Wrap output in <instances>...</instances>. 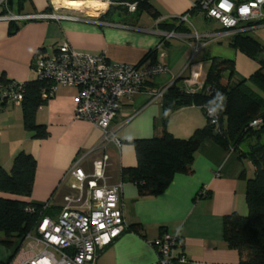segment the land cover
Instances as JSON below:
<instances>
[{"label":"crops","instance_id":"0c3cea01","mask_svg":"<svg viewBox=\"0 0 264 264\" xmlns=\"http://www.w3.org/2000/svg\"><path fill=\"white\" fill-rule=\"evenodd\" d=\"M51 1L26 0L19 13L51 11ZM100 1L104 2L61 0L55 4L57 7H65L67 3L70 9L99 13L81 15L77 20L20 21L18 30L11 35L7 33L8 20H0V76L8 82L19 83L35 78L36 53L41 49L39 54H50L61 40H67L78 51L132 64L155 49L157 62L165 65L166 70L150 77L138 93L122 101L109 126L119 145L104 140L102 130L90 121L75 118L73 87L56 85L52 96L37 108L36 122L46 126L49 132L46 138H33L23 127L21 105L7 103L0 109V166L9 168L20 150L32 154L36 160L32 191L29 196L19 198L47 202L45 212L54 218L64 205L66 195L74 199L72 208L87 209V188L77 201L78 192L69 186L73 163L89 174L93 170L92 162L101 159L103 154L108 155L105 183L121 185L119 198L126 228L108 245L97 249L89 264L153 263L157 259L153 242L163 232L180 237L174 264L238 263V250L229 247L223 237V217L231 212H247L245 184L254 172L249 159L205 138L194 154L192 170L175 173L161 193L151 196H139L136 184L122 177L121 168L136 163L130 140L151 137L158 130L161 97H155L154 92L168 87L179 77L182 85L184 78L201 80L206 75L208 58L213 56L232 60L235 77L248 78L259 67V60L264 59V50L252 57L229 45V37L223 34L217 21L218 27L210 30L196 16L193 21V16L200 13L196 10L188 13L195 0H150L157 17L148 12L137 17L126 14L119 23L100 18L109 4L106 0ZM86 4L90 6L84 7ZM11 5V13H18L17 1L13 0ZM185 14L184 25L190 30L170 31L174 36L166 37L170 32L161 29L159 22L174 24ZM202 18L207 22L213 20L204 14ZM246 33L264 46V21ZM261 71L264 74V65ZM4 88L0 82V90ZM259 92L264 97V92ZM205 123L200 107L191 105L174 111L168 117L166 128L177 137H187ZM2 238L0 233V264H7L14 246H7Z\"/></svg>","mask_w":264,"mask_h":264},{"label":"trees","instance_id":"16d2710c","mask_svg":"<svg viewBox=\"0 0 264 264\" xmlns=\"http://www.w3.org/2000/svg\"><path fill=\"white\" fill-rule=\"evenodd\" d=\"M12 1L0 0V15L12 12ZM16 1L19 6L16 14H20L26 0ZM127 3H135V10L128 11ZM195 10L190 8L189 12ZM142 12L158 16L150 0H109L108 8L100 18L119 23L123 15L137 17ZM19 22L8 20L7 33H15ZM158 26L168 32L190 30L180 20L174 24L159 22ZM228 42L230 46L252 57L264 50L262 44L245 32L230 36ZM156 56L157 51L150 50L137 64L156 63ZM208 61L201 90L187 91L179 84L180 77L166 87L161 96L162 116L158 130L151 137L130 140L134 146L136 163L123 166L121 175L136 184L139 196L156 195L168 186L175 173L192 170L194 154L205 138L212 139L223 148L236 150L240 157L251 161L254 172L245 184L247 212L224 215L223 237L228 246L237 249L240 254L236 264H264V97L259 92H264V74L261 71L264 59L259 60V67L248 78L235 77L234 63L230 59L213 56ZM0 82L3 88L6 86L0 90L1 109L8 103L2 93L8 91L14 82H8L2 74ZM51 84V81L37 75L22 82V122L33 138H46L49 134L45 125L36 122V111L52 96ZM43 91L47 92L45 96ZM191 105L200 107L206 123L195 128L187 137L173 135L166 128L168 117L177 109ZM209 106L217 113V125L212 124L206 116ZM258 118L261 122L251 126L250 122ZM242 146L244 148L240 149ZM35 168V158L24 150L14 155L9 168L0 166V233L4 244L14 246L10 259L20 246L21 239L37 226L43 213L42 203L19 198L31 194Z\"/></svg>","mask_w":264,"mask_h":264},{"label":"built area","instance_id":"2783aa9c","mask_svg":"<svg viewBox=\"0 0 264 264\" xmlns=\"http://www.w3.org/2000/svg\"><path fill=\"white\" fill-rule=\"evenodd\" d=\"M51 8L44 13L0 15V20H77L86 14L81 10L76 13L59 12L52 1ZM190 8L199 9L206 18L217 21L228 37L246 33L264 21V0H195ZM127 9L134 11L135 3H127ZM179 20L186 22L187 14L180 16ZM171 36H174L173 32L166 37ZM198 37L196 34L195 38ZM33 68L38 77L52 82V93L58 84L73 87L76 90L75 118L90 121L102 130L104 140H112L117 145L120 141L109 126L122 101L138 93L150 77L166 70L160 62L145 65L113 62L102 54L78 51L67 40L57 42L50 54L37 55ZM205 77L201 80L184 78L183 86L187 91L201 90ZM165 89L154 92V96L161 97ZM22 92V82H14L2 95L6 96L8 103L20 104ZM46 94L43 91V96ZM206 116L217 125L218 116L213 107L206 108ZM260 122V118L254 119L250 125L257 126ZM107 160V154L94 160L89 174L76 162L73 163L69 171V186L78 192L77 201L87 188V209L72 208L74 199L66 195L64 205L53 218L45 213L48 203H42L39 223L21 239L20 246L7 264H89L97 249L108 245L125 230L119 198L121 185L105 183ZM153 244L157 259L150 264H174L176 249L181 245L178 235L163 232Z\"/></svg>","mask_w":264,"mask_h":264},{"label":"rangeland","instance_id":"374dc122","mask_svg":"<svg viewBox=\"0 0 264 264\" xmlns=\"http://www.w3.org/2000/svg\"><path fill=\"white\" fill-rule=\"evenodd\" d=\"M55 4V3H54ZM89 6H90V4H88ZM88 5L86 4V5H84V7H88ZM63 6H67V3H66V5H63ZM67 8H70V6H67ZM196 11H198V12H200V13H198L197 15H194L193 16V18H192V20L194 21L195 20V18H196V20L199 22V21H201L203 24H208L207 25V29L208 30H210V29H212V28H214V27H218V23H216V21H214V20H211V21H208L207 22V20H204L203 18H202V12H201V10H199V9H196ZM84 13H86V14H88V15H95V14H98L99 13V11H83ZM93 12V13H92ZM202 13V14H201ZM142 15H144V13H142ZM196 16V17H195ZM195 17V18H194Z\"/></svg>","mask_w":264,"mask_h":264},{"label":"water","instance_id":"95a60500","mask_svg":"<svg viewBox=\"0 0 264 264\" xmlns=\"http://www.w3.org/2000/svg\"><path fill=\"white\" fill-rule=\"evenodd\" d=\"M59 12H65V13H76L78 11L77 9H70L67 7H58L57 9Z\"/></svg>","mask_w":264,"mask_h":264},{"label":"bare ground","instance_id":"6f19581e","mask_svg":"<svg viewBox=\"0 0 264 264\" xmlns=\"http://www.w3.org/2000/svg\"><path fill=\"white\" fill-rule=\"evenodd\" d=\"M61 0H53V2L56 4L57 2H60ZM73 1H75V2H77V1H79V0H73ZM96 2H99V3H101V2H104V1H100V0H95ZM71 4V3H70ZM66 7V6H65ZM81 10H83V9H81Z\"/></svg>","mask_w":264,"mask_h":264}]
</instances>
